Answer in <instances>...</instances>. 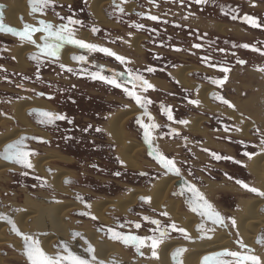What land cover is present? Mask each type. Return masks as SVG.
Listing matches in <instances>:
<instances>
[{
	"label": "rangeland",
	"instance_id": "rangeland-1",
	"mask_svg": "<svg viewBox=\"0 0 264 264\" xmlns=\"http://www.w3.org/2000/svg\"><path fill=\"white\" fill-rule=\"evenodd\" d=\"M0 1H3L8 6L7 4L8 1L5 0H0ZM77 3L81 4V1L77 0ZM255 3H257V5H255ZM54 5H55L54 7L48 8L44 15H40L38 13L37 15L34 14L33 12L32 13L30 12L31 9L28 1L29 8L26 11V16H24L23 13H19V15L15 17L16 22L19 24L18 25L17 23H15L16 26H12L9 24L6 18L7 17L6 10L5 11L3 10L4 12L0 11V18H2L3 23L5 25L21 30L23 29L25 23L38 26L37 22L39 21L40 18L52 23L54 26L60 25L59 23L61 22H67L66 18H68V14L70 11L68 6L69 4H65V3L58 4L54 2ZM244 6H245V11H248V14H251L252 18H255L257 24L260 26L252 27L251 24L248 22V33H246L247 35L242 37H240V35L236 36L237 41L246 42L248 43L247 45L250 46L248 48V64H247L248 69L244 70L237 67L236 70H233L231 72L230 76L227 79L229 78L232 79V77L235 78V76H237L235 75V73L239 71L237 74L242 72L243 73L245 72L246 74L249 73L250 75H248V77L255 79L256 81H258V83L254 85L255 87L252 89L243 87L242 89L243 92L241 93L242 90H239L240 89L239 82L236 84L234 82H230L231 80L228 82H223V84L219 87L220 88L219 94L222 95V97H224L228 101H230L231 104L235 106L234 108H230L225 104L223 105L213 104L209 99V95L215 90H213L214 88L211 87V85L206 81L189 78L191 84L190 86H182L180 83H178L174 78L173 74L179 71L180 68L184 69V67H180L178 68V70L174 71V73L172 74V79L169 78L166 79V76L164 74H160L159 75L160 77H157L156 79H153L150 82L152 85H154V90L153 89L151 91L148 90L147 92L141 91V94H145L147 96V99L151 101V103L147 105V107H150L153 112L150 113L151 115L148 113V110L146 115L145 109L143 111V109L137 107L132 102L131 99L129 100L128 98H125V96L123 97L122 94H119L116 91L112 92L110 87H109V92H107L105 91V89L101 88L102 86L101 83L92 80L90 81L89 78H80L79 75L70 76L68 74H64L62 76L60 72L58 73L56 71H53V69H48L44 71V74L46 76L45 84L47 83L45 89L52 88L56 84L59 85L58 88L60 90L63 89L62 86L67 87L65 96L67 97V99L69 97L75 99L76 104L73 103L72 105L71 103L68 104L67 102L64 104H60L59 106H62L63 108L68 110L67 112L69 115L73 114L79 116V118H77L78 123L81 122L80 124H88L91 122L99 126L102 132L101 135L96 136L92 132H90L89 134L101 138V140H103L105 143L104 145L108 147V151L110 154H107V156L105 154L104 155L100 154V157H98L99 154L97 152H91L88 149H86L84 146L82 148L83 149L82 153H75L73 151L69 153L70 152L69 151L68 152L69 155H68L60 152L61 150L59 152L56 150H51L52 152L48 151L44 153L43 150L46 151V148L40 146L37 143H32L30 147L31 149L34 150V155H32V157L34 158L48 156L49 154L53 155L56 153L62 156L65 155V157H69L73 161L70 165H63L51 160L49 161L50 168H47L48 170L50 169V172H55L56 168H63L64 170L71 172L73 175L75 174L74 176L72 175V177H70L71 186L70 187L67 186L68 189L70 188L69 189L70 192L68 193H71L72 197H70L69 194L67 195V194L56 193V191L52 189L51 185L44 176L40 177L43 180L42 185L44 186V188L43 189H40L39 187L35 188L37 182L32 181L29 177L28 178L26 177L27 179L22 178L21 175L24 172L22 171L23 169L19 167H15L16 171H7L0 178V201H1L0 207L2 208L4 207L3 209H7L8 211L9 209H14V214H18L20 212H24L25 208H27V205L30 206V203L33 202V200L34 201L36 200V202H38L39 204L40 203L43 205L45 204V206H49L55 203H62L66 201L75 200L77 203H79L82 206V208H84L85 212H88L87 211L88 208L85 207V204H90L98 200H104L105 198L107 199L122 198L121 196L128 193V191H130L131 188L140 189V190L152 188L153 184L158 180V178L164 177L165 175H163V173L160 172V168H158L159 166L153 161L154 159L151 158L149 151L147 150L148 149L147 143H143L141 139V136L144 135V129L141 126L137 128L133 126L132 122L135 121L136 117L139 116L141 118L140 120L145 125L150 123H155L158 125V127L152 131V146L158 148V150L161 151V153L167 156L168 158L174 157V160L177 163L178 168H180V172H183L184 178L185 177L187 179L189 178L190 182H192L193 185L198 189L207 188L206 189L207 192H209L211 184L216 183L215 186L217 188L213 187L215 193L212 197L208 196L204 192L202 193L204 197L208 200V202L213 205L214 209L218 211L225 218V224L233 233L234 242L232 243V249H230V251L245 252L246 249L240 248V242L242 240L238 234L239 231L237 225L238 219L241 217V213H240L241 201L244 200V201L255 202L258 200H264V197H260L254 193H251L246 189L242 188L240 184L236 183L237 180H240L248 184L250 187H255L263 191L258 183V179L256 178V176L252 174V172H250L248 168V164L251 163L256 157L260 155H264V146H261L260 144V141L264 139V74L260 72V70L255 68V66L258 65L264 58V54H261L264 53V0H248L246 5ZM61 17H64L65 19H60ZM82 17L86 20H89V18H85L86 15ZM31 18H33L35 22H33ZM237 19H239L238 21H240L239 15L237 16ZM211 22L209 21L204 25L208 26L211 24ZM223 24L226 26L225 23ZM243 25L244 24L236 22L235 26L230 24V27H232L231 29L235 32L236 27L238 30H241L240 26ZM219 26L221 28L223 27L222 25ZM206 29L208 30L210 28L207 27ZM215 31H218V29L217 30L215 29ZM1 33L5 34V32H1ZM218 33L221 34V31ZM39 34L42 35V33ZM77 34L78 36L81 37V34L79 35V32H76L75 35ZM128 35L129 34L118 35V37H120L121 40L123 39L122 42L120 41L121 42L120 44L110 46L111 47L110 49L118 54L119 53L128 54L127 50L131 48L130 45L128 44L129 41L131 42V39H129ZM86 36L88 37L89 35L86 34ZM110 36L113 37L112 35ZM12 38L17 42H20L21 44L24 42L26 43V41H21V39H19L17 36L12 35ZM140 38L143 39V36ZM1 42L2 44L5 43V45H8L9 47H14L15 45H17L12 39H4ZM100 42L104 43V40L101 38H97L96 43L105 47L104 45L106 44H101ZM252 48L258 49V51H253ZM15 51L25 52V48L22 46V48L14 50V52ZM131 52L134 53L135 58H139V60L135 59L136 60L135 66L137 67L144 65L145 58L143 57L145 55L144 54L145 52L142 49L140 51L134 49ZM157 52L162 53V51L160 50ZM241 52L244 56L245 55L247 56L246 50L243 49ZM25 54H27V52H25ZM14 56L17 59V56L15 54ZM169 57H171L170 54ZM172 57L176 59L177 58L181 59L180 55H177V53H173ZM3 59H5V57H3ZM97 60H101V59H97ZM11 62L12 63H9V65H11L13 70H15L14 68H16L17 65L14 61ZM0 63H5V61L1 60ZM195 63L196 66L188 65L189 67L186 66L185 68H191L192 71L195 70L203 71L205 73H208L209 75H215L214 74L215 72L213 70H209L207 68L200 66L199 63L196 61ZM180 64L185 65L182 62H178V66ZM18 67L20 71H26V69L28 70V67L20 68V65H18ZM15 71H16L15 73L17 74L18 70ZM28 72L29 73L26 74V76L23 75L22 77H28L27 79L31 78L33 81L22 80V79L20 80L19 79L20 77H18L20 75H14L13 77L14 81H11V83H9L12 84V87H10L9 84H6L2 80H0L1 90L2 89L7 90L10 88L12 91L11 92L13 99L12 108L14 107V105L18 104L19 102H24V101L33 102L34 100H39L38 97L36 98L33 95V94L37 95L38 91L45 93L44 91L45 89H39V86L40 88H42V85H39L40 83L35 81V75H33L35 71L29 70ZM54 73H56V75H58L59 77L54 75ZM65 75H68L69 78H64ZM51 77L58 78L62 81H53L50 79ZM248 77H247V82L249 80ZM158 82H160V84ZM49 83L51 85L50 87H47ZM260 84L262 85L261 88L259 87ZM245 85L246 84H244V86ZM205 86L212 89V91L208 95V102L210 104V108L212 107V109H209V107L203 105L200 99L198 98V93ZM252 90L258 91L256 92V94L259 93L260 95L258 99L254 97L255 99H253V102L250 100V98L253 95H255V92H252ZM89 92H93V95L95 96L90 97ZM98 92L100 94L102 93L104 94V92H106V99H108L107 102L101 101V99H104V97H101ZM241 96H243V98H241ZM246 97H248L249 100H247ZM240 99L244 101V103H242ZM191 100H198L199 104L198 105L192 104L189 102ZM256 102H259V105L260 103H262L261 108L259 110L261 112H258L259 107H257ZM48 103L52 104L54 108L59 109V106H57L56 102L50 101ZM241 103L243 105H241ZM246 103L247 105H245ZM134 107L140 109L143 114L141 113L140 115L135 116L130 120L129 126L127 128V131L129 133V136H127V140L133 142L138 141V143H141L143 146H145L146 153L142 152V154L141 153L138 154V159L140 160V165H141V168L139 170L128 169L125 167L123 163H121L122 160H120L119 158L118 146L111 141L110 137L107 135V132L105 130V127L107 126L108 122L120 111L132 109ZM12 108H11V114L13 111ZM102 108L105 110L103 111ZM112 108L115 111H112ZM56 109L54 110L56 111ZM166 109L171 110L173 120H169L168 117L165 115ZM229 111H231L232 113ZM104 112L105 113L109 112V113L106 116L107 118H103L104 119L103 120L100 119L101 118L100 113H104ZM110 112L112 113L111 115H109ZM32 116H30L29 119ZM149 116L152 118L151 120L149 119ZM142 117L144 120L142 119ZM197 119L201 120L200 128H201V132L203 131L204 133L193 132L189 129V125L191 124V121ZM214 119L217 122L212 121ZM181 120L188 121V123L187 124L178 123V121ZM213 122H215V124H212ZM35 126L38 129L44 130L42 128H39L37 125ZM7 128H8L7 130H3L1 128L0 132H2L3 134H5L6 131L12 132L18 129V126L16 124H12L9 125V127ZM225 128L229 129V131H225ZM237 129H239V131ZM246 131L248 136H245ZM45 132L50 133L51 131L50 132L45 131ZM29 135L40 137V135L38 136L37 134L34 133H29ZM76 135L79 145L81 140L84 138V136L80 135L79 131H77ZM1 136L2 135L0 134V137ZM41 138L44 139L43 137ZM48 138L50 139V135L48 136ZM245 152L251 153L252 157L249 158L248 156H245L244 155ZM211 153H216L218 155L220 154V156L222 157H230L231 161H228L227 159L216 160L211 155ZM70 154H72L73 156H71ZM92 157H95L97 159H93ZM232 161L234 162V164ZM235 161H239L240 163H236ZM27 169L30 170L29 168ZM10 173H13V176L12 175L10 176ZM30 173H36V172L30 170ZM116 173H119L120 176L116 175ZM121 174H123L122 177ZM38 175L39 174L37 173V176ZM28 176H30V174H28ZM65 182L66 181L64 180V184ZM26 187L28 189V192L26 191ZM29 193H37L34 195H37L36 198L40 199V201L35 199L34 195H30ZM73 194H76L75 198L73 197ZM172 195L174 199L179 198L181 200V197L177 194L176 190L173 192ZM205 195H207V197ZM78 197L82 198V200L78 199ZM53 198L54 200H52ZM184 203L186 204L187 202ZM189 208L190 207L188 206L187 207L183 206L182 212H187L192 215L195 214ZM263 209L264 208H262L263 215L259 213L261 216H264ZM77 212L78 210L74 211L73 213L71 212L65 218V222H68V224H70L69 221L71 219L74 220V223H72L71 225L73 229H79L80 227H82L83 225L82 222H89V226H90L89 228L91 229V231H94L96 234L101 229L103 231L104 230L108 231V229L111 228L123 234L137 235L141 237L155 235L159 237V232L154 231L157 226L149 223L144 219V217H148L149 220L159 221L160 231L167 232V235H165L160 240L158 246H160L162 243L171 242L173 240L174 241L187 240L186 238H184V235H182L179 231H173L171 229L170 225L171 223L174 222L171 218L162 215L161 211H155L151 209L149 204L144 201L143 202L141 201L135 207H133L132 210L127 213L128 215L115 216L114 218L115 220L112 222L110 226H105L104 224H101L91 219L92 214L91 216L80 215V214L78 215L76 214ZM232 219H234L236 222L235 227L231 225ZM206 222L200 220V223H198V226H196L195 229L196 235L198 234L199 236L197 239L201 243L210 242L209 241L210 239H208L207 237L209 236L213 237L212 236L213 234L214 236L217 234L216 233L217 227H215L214 231H210L209 229H211V227L208 226ZM136 224H140L141 227L137 229L135 227ZM120 225H123V227H120ZM176 225L178 226L179 224ZM201 225L203 226V228L201 230H198V228H200ZM95 227L97 228L98 231H96ZM227 227L219 226V229L220 231L227 234L228 233ZM35 231H40V230H35ZM74 231H78V230H74ZM263 231H264V227L260 229L258 233V235L260 233L262 234L261 236L262 238H264ZM10 232L12 233L11 228H10ZM4 234H6L8 238L12 236L9 233V230H6ZM106 234L107 236H111V233L109 231ZM98 235L101 239H106L124 248L127 252H129V254H131L130 256L132 257V260L138 259L142 261H146V260L148 261L150 259L154 261V259H156L152 255L147 257L146 251H148L151 248L150 246H142L140 247V250L138 252L136 247L132 246L131 244L125 245L120 240L118 241L109 240L103 234L99 233ZM14 236H16V238H19L17 235ZM85 237L86 235L83 237V239L80 238L76 239L75 242H73L70 238L67 239H69L68 242L72 244L71 245V247L73 248L72 250L77 255L83 256L82 253H85V256L88 258V253L86 252V249L83 248L86 245L84 241ZM180 238L184 240H180ZM148 243L150 244V241ZM60 245L61 244L59 242H56L53 244L52 247L54 248V250L56 251L58 250V252H62V246ZM255 246L257 248L264 249V244L260 243L259 245L256 244ZM8 248L9 249H6L4 247L3 249L4 251H2V253L0 252L1 253L0 256L5 259L6 264L9 263L28 264L25 263L26 259L24 258L26 257L20 255L19 251H17L14 248L12 250H10L11 249L10 247ZM247 249L249 248L247 247ZM150 250H152V248ZM252 254H254V252ZM224 259L231 260L232 257H225Z\"/></svg>",
	"mask_w": 264,
	"mask_h": 264
},
{
	"label": "flooded vegetation",
	"instance_id": "flooded-vegetation-1",
	"mask_svg": "<svg viewBox=\"0 0 264 264\" xmlns=\"http://www.w3.org/2000/svg\"><path fill=\"white\" fill-rule=\"evenodd\" d=\"M80 1L81 4L77 3V0H54V2L58 4L60 3L69 4L68 6L70 11L68 17L80 21L79 24L72 26L75 31V34L76 32H79V35L87 34L89 35L88 39H90L91 41H87L82 37H79L77 34L76 37L79 39H83L86 42L97 44L98 42L96 43V39L101 38L104 40V43L102 42L100 43L106 44L104 46L110 49L111 48L110 46L117 45L122 42L123 39L121 40V38L118 37V35L129 34L128 37L129 39H131V42L129 41L128 44L130 45L131 48L127 50L128 54L122 53L123 54L122 55L120 53L119 54L117 53L118 55L126 58V62L124 64H121L114 57L106 56L103 53H99V52L91 53L68 43L61 44V49L58 58L38 55L39 49L36 48L35 45L28 42L26 43L24 42L21 44L20 42L14 40L11 34H7V33L3 34L0 32V61L1 60L5 61V63H0V80H2L6 84H9L11 83V81H14L13 79L14 75H20L18 76L20 77L19 78L20 80L22 79V80L33 81L31 78L27 79L28 77H22L23 75L26 76V74L29 73L28 71L30 68V71L34 70L36 73L33 74L35 75V81L40 83L39 85H42V88H40L39 86V89H45L47 83L45 84L46 76L44 74V71L48 69H53V71H56L58 73L60 72L62 76L64 74H68L70 76L79 75L80 78H89L90 81L92 80L101 83L102 84L101 88L105 89V91L109 92V87H110L112 92L116 91L119 94H122L123 97L125 96V98H128L130 100L131 98L128 97L121 88H115L110 84H106L98 79L93 80L90 77L89 73L99 71L100 68H103L104 69L102 73L103 75L108 77L115 76L121 84L131 88V83L129 81V74H128L129 70L133 73L141 74L150 83L153 79L160 77L159 76L160 74H164L166 76V79L168 78L172 79V74L174 73V71L178 70V68L180 67L185 68L188 65L196 66L195 63L196 61L199 63L200 66L207 68L209 70H213L215 72L214 73L215 75H209L208 73H205L203 71L195 70L188 74V78H194L196 80L199 79L201 81H206L211 85V87L214 88L213 90L217 91V93L219 94L220 93L219 87L221 85L214 84L212 83V81L224 80L225 76H227L228 78L231 72L233 70H236L237 67L244 70L248 69L247 67L248 48H243L241 46L248 43L237 41L236 39L237 35H240V37H242V36H246L247 35L246 33H248V22L244 20V17L246 16L252 17L251 14H248V11H245L244 5H246L248 0H206V3L203 4H197L194 2V0H109L107 4L102 8V14L112 26L100 23V21L92 11V7H91L92 0H80ZM255 5H257V3H255ZM121 8L123 9V12L120 11ZM3 10L7 11L8 7L3 1H0V11ZM30 12L32 13V10H30ZM84 15H86L85 18H89V20L84 19L82 17ZM238 15L240 17V21H238L239 19H237ZM150 16H156L158 17V19L153 21L148 18ZM233 17L236 18L233 19ZM209 21L210 22L212 21V23L208 25L210 29L207 30L206 28L208 26H205L204 24H206ZM236 22L244 25L240 26L241 30H238L236 27L235 28L236 31L234 32L231 29L232 27H230V24L235 26ZM66 23L67 22H61L59 24H66ZM223 23H225L226 26ZM137 25H143V27L138 28ZM217 25H222L224 27V28L222 27L224 31L221 32V34L218 33L220 32L219 30L215 31V29L217 30L216 28ZM92 29H97V31L93 32ZM110 35H112L113 37H111ZM141 36H143V39L141 40L139 46L140 49H142L145 52L144 53L145 55L143 57L145 58L144 60L145 62L144 65L136 67L135 62L136 60H139V58H135L134 53L131 52L134 50L132 40ZM4 39H12L17 45H15L14 47H9L8 45H5V43L2 44L1 41H3ZM37 43H43V41L40 39L39 42ZM97 45L103 47L100 44ZM194 45H200V47L197 48L194 47ZM22 46L23 47L25 46L24 48L32 47L31 50L27 54H25V59L26 61H28V65H29L28 70L26 71H20L18 67V62L13 53L14 50L20 49L22 48ZM70 49L72 50L71 52ZM243 49L247 51V56L246 55L244 56L242 54L241 51ZM159 50L162 51V53H158L157 51ZM66 53H68L67 55H68L69 63H66L63 60V57ZM173 53H177V55H180L181 59L173 58L172 57ZM169 54L171 57H169ZM80 55L86 56L88 62L79 63L73 59L74 56H80ZM37 56L38 58L33 59V57H37ZM3 57H5V59H3ZM96 58L101 60H97ZM239 60L246 61V63L240 64L238 63ZM11 61H14L17 65L16 68H14L15 70H18L17 74L15 73L16 71L13 70L11 65H9V63H12ZM178 62H182L185 65L180 64L178 66ZM259 64L256 65L255 68L264 69V58ZM61 65H64L65 67L62 68ZM66 68H71L72 71L71 72L66 71L65 70ZM149 68L153 69V71L149 72L147 70ZM221 68H228L229 71L225 73L220 70ZM260 72L264 74V71H260ZM54 75H56V73H54ZM68 75H65L64 78H69ZM56 76L59 77L58 75ZM50 79L53 81H62L58 78H53V77H51ZM230 80L231 79L229 78L224 80V82H228ZM9 85L10 87H12V84ZM50 85L51 84L49 83L47 87H50ZM58 87L59 85L56 84L52 88L45 89L44 90L45 93L38 91L37 95L36 94L33 95L36 98L38 97V99L40 100H45L46 102L54 101L56 102L57 106L67 102L68 104L71 103L72 105L73 103L76 104L75 99H72V97H69L67 99V97L65 96L67 87L62 86L63 87L62 90H60ZM151 90L152 89H149V91ZM136 91L138 92V94L147 98L145 94H141L142 91L141 89L137 88ZM11 92L12 91L10 88L7 90L0 89L1 118L11 117V108H12V100H13ZM89 95L90 97L95 96L93 95V92H89ZM99 95L101 97H104V99H101L102 102L103 101L107 102L108 99H106V92H104V94L99 93ZM131 100L137 107H140L135 103L133 99ZM45 110L48 112L63 115L65 119L57 120L54 124H47L40 122L42 118L39 115H35V114H32L34 116L30 115L32 116L31 118L33 122L39 128L45 129L46 131L49 132L51 131L50 133H48L50 135V139L43 137L44 138L42 139L43 141L41 143H37L40 146L46 148V151L43 150L44 153L51 150H56L58 152L61 150L60 152L68 155L69 153H71V151L75 153H82L83 151L82 148L84 146L86 149H88L91 152H97L99 154L98 157H100V154L103 155L105 154L106 156L107 154H110L108 151V147L104 145L105 143L103 140H101V138L89 134L90 132H92L96 136L101 135L102 134L101 130L97 131V129H100L99 126L91 122L88 124H80L81 122L78 123L77 118H79V116L73 114L69 115L67 112L68 110H66L62 106H59V109H56V111L47 110V109ZM102 110L104 111L105 109L102 108ZM147 110L149 114L153 113L150 107H147ZM112 111L115 110L112 108ZM108 113L105 112L100 113L101 118L100 117L99 118L100 119L107 118L106 116L108 115ZM111 114L112 113L110 112L109 115ZM165 115L167 116V113H165ZM140 119L141 118L138 116L136 117L135 121L132 122L135 128L141 126L139 123H137V120ZM212 121H216V120L214 119ZM212 124H215V122H213ZM0 131H1V127H0ZM77 131H79L80 135L84 136V138L81 140L79 145L76 135ZM0 134L3 135L2 132H0ZM141 139L143 143H146L144 142L145 141L144 135L141 136ZM31 145L32 143L30 141V143H27L26 147L28 150L34 153V150L31 149L30 147ZM148 146L150 145L148 144ZM147 150L149 151V149ZM159 153H161V151H159ZM72 154L70 155L73 156ZM149 154L151 158L154 159L153 161L159 167H161L157 163L156 158L150 153V151ZM31 158L32 155L29 157V159ZM92 158L97 159L95 157ZM170 159L174 160V157H170ZM227 160L231 161L230 159ZM175 164L177 166L176 162ZM21 169H23L22 171H24L21 175L22 178L29 177L32 181L37 182L35 188L38 187L40 189L44 188V186L42 185L43 180L39 177V175L37 176V173H30V170H32V168H29L30 170H28L26 167H22ZM162 171L164 172V174L166 173L165 169H163ZM162 171L160 170V172ZM182 173L183 172H180V174L178 176L176 175V177L184 178ZM28 174H30V176H28ZM11 175L13 176V173H10V176ZM122 175L123 174H121V177ZM26 191L28 192L27 187H26ZM29 194L34 195L37 193H29ZM52 200H54V198ZM161 213H163V211ZM95 229L96 231H98L96 227ZM99 233L103 234L107 239L111 238V236H107L106 234L108 233V231L105 230L103 231L101 229L99 230ZM180 240H184V239L180 238ZM114 241H118V240H114Z\"/></svg>",
	"mask_w": 264,
	"mask_h": 264
},
{
	"label": "bare ground",
	"instance_id": "bare-ground-1",
	"mask_svg": "<svg viewBox=\"0 0 264 264\" xmlns=\"http://www.w3.org/2000/svg\"><path fill=\"white\" fill-rule=\"evenodd\" d=\"M7 1H8L7 2L8 10L6 12V16H7L6 18L10 25L16 26L15 23L17 22L15 20V17H17L19 13H23L24 16H26V11L29 8L28 7L29 0H7ZM108 1L109 0H92L91 7H92V11L94 12V15L98 18L100 23L110 26L111 24L105 19V17L102 14V8L107 4ZM31 20L35 22L33 18H31ZM216 28L221 32L224 31L223 28H221L219 25H217ZM40 36L41 34L39 33L34 35V39L36 40V42H39ZM81 37L87 41H90V39H88L86 34L81 35ZM141 40L142 39L140 37H137L132 40L133 47L137 51L141 50L139 46ZM31 48H25V52L28 53V51H30ZM25 52L24 51L13 52L17 56L16 60L18 61V65H20V68H27L29 66L28 61H26L25 59V55H24ZM67 54L68 53L64 55L63 60L64 62L69 63ZM191 71H192L191 68H184V69H180L173 75L176 81L180 83L182 86H190L191 84L188 78V74L191 73ZM158 83L160 84V82ZM259 87L261 88L262 85L260 84ZM211 91H212L211 88L205 86L198 93V98L200 99L201 103L209 107V109H212V107L210 108V104L208 102V95ZM12 109L13 111L10 118L0 117V127L2 129L7 130L8 129L7 127H9V125L16 124L18 126V129L12 132L6 131L5 134H3L0 137V151L6 145L19 140L22 135H27V134L29 135V133H34L37 134L38 136L40 135V137L48 138L49 136L48 132H45L46 131L45 129L44 130L38 129L35 126L36 124L33 125V123L31 122L32 119L31 118L29 119L30 116L28 115V113L34 109H40L44 111H46L45 109L54 110L55 108L53 107L52 104L46 102L45 100L39 99V100H34L33 102L31 101L19 102L18 104L14 105ZM141 113L142 111L140 109H137L136 107L128 110H122L117 115H115L105 127L107 135L110 137L111 141L118 146V153L120 160H122L126 168L131 170H139L141 168L140 160L138 159V154L140 153L142 154V152L146 153L145 146H143L141 143H138V141L133 142L127 140V136H129L127 128L129 126L130 120L133 117L140 115ZM200 127H201V120L198 119L191 121V124L189 125V129L193 132H201ZM201 133L204 132L202 131ZM245 136H248L247 131L245 132ZM27 143H30V141L27 140L26 144ZM31 143H35V142H31ZM148 149L150 150V146H148ZM49 155L44 157H37V158L32 157L30 159L33 165L32 171L38 173L39 177L42 176L46 177L47 181L51 185L52 189L56 191V193L67 194V195L69 194V196L72 197L71 193H68L70 192L69 191L70 188L69 189L67 188V186L70 187L71 184L70 183L67 184L66 182L64 184V180L71 181L70 177H72L73 174L69 171L64 170L63 168L55 167L56 168L55 172H50L47 168H50L49 161L51 160L63 165H70L73 161L69 157H65L56 153L50 156ZM15 167L16 166L13 165L11 166L0 160V178L7 171H16ZM263 167H264V155H260L256 157L251 163L248 164V168L250 172H252V174L256 176L261 189L264 191ZM158 168H160L161 171L163 170L161 167ZM162 173L165 176L158 178V180L153 184L152 188L150 189L140 190V189L131 188V190L128 191V193L126 194L124 193L125 195L121 196L122 198H114V199L105 198L104 200H98L90 203L91 208L87 209L88 212H91L92 216L97 217L95 221L104 224L105 226H110L112 222L115 220L114 219L115 216L128 215L127 213L130 212L133 207H135L141 201L142 202L144 201L141 199L142 197H150L151 201L148 204L151 209L155 211L167 212L168 217L171 218L176 224H179L178 225L179 228H184L187 231L188 235L191 237L186 241L173 240L171 242L162 243L160 246H158V248L156 247L155 257L152 254L153 249L150 250L151 249L150 248L148 251H146V254L147 257L152 255L154 258H156L154 259V261L150 259L148 261L147 260L142 261L138 259L132 260V257L130 256L131 254H129V252H127L124 248L106 239H101L98 235L99 231L97 232V234L94 231H91V229L89 228L90 227L89 222H82L83 223L82 227H80L79 229H73L71 225L72 223H74V220L71 219L69 221L70 224H68V222H65V218L68 216L69 213L71 212L73 213L76 210H78V212L76 213L78 215L79 214L81 215V213H84L85 211L84 208H82V206L79 203H77L75 200L66 201L62 203H55L49 206H45V204L43 205L41 203L39 204L38 202H36V200L35 201L33 200V202L30 203V206L27 205V208H25L24 212H20L18 214H14V209H9L8 211L7 209H3L4 207L3 208L0 207V216L5 217L4 220H0V252L2 253V251H4L3 250L4 247L6 248L10 247L11 248L10 250L14 248L20 252V255L26 257V255L24 254L25 249L23 248L24 242L21 239V237L18 236L19 238H16V236H14L16 235L15 232L12 231V233L14 234L10 232L11 225H9L6 222L8 218H11L15 222L16 226L19 228L21 232L38 238L40 241V246L49 255H56L58 253V250L56 251L52 247L54 243L59 242L61 244L60 246L67 243L70 246V248L73 249L71 247L72 244L68 242L69 239L67 238H70L73 242H75L76 239L78 238L73 239L74 233H79L82 237L86 235L84 241L91 243V245L95 248V255L97 256L98 260L104 261V264H174L173 253L177 249H181V248L187 249V251L186 252L184 251L182 256L179 258V260L182 261V264H202L203 258L205 256H211L212 254L221 252L225 249L228 250L232 249V243L234 242V237H233V233L230 231L228 227H227L228 233L226 234L220 231L219 226L212 225L210 221H207L205 218L201 217L197 213L193 212L196 214V216L199 219L195 216V214L192 215L187 212H182L183 206L184 207L188 206L191 208L190 201L192 199V193L188 191V186L189 185L194 186V185L192 182H190L189 178L187 179L185 177L186 179L182 178L181 180L180 179L181 177H176L174 176L175 174L173 173L164 174L163 171ZM215 184H211L209 192L206 191L207 188L198 189L195 186L194 187L198 189L200 193L204 192L208 196L212 197L215 193L213 187L217 188ZM175 190L177 194L181 197V200L179 198L174 199L172 197L173 196L172 194ZM207 195L205 196L207 197ZM36 197L37 195L36 196L34 195V198L40 201V199ZM73 197L74 198L76 197L75 194H73ZM184 202L187 203L185 204ZM262 208H264V200H258L255 202L244 201V200L241 201V205H240L241 217L238 219L237 225L239 231L238 234L241 240L243 241V243L249 249L252 250V253L254 252V254L260 256L261 261H264V249L257 248L255 246L256 244H258L256 241L257 238L259 236L260 237L262 236L261 233L259 235L258 233L260 229L264 227V216H261L263 215ZM259 213H261V215ZM200 220H202L203 222L207 221L206 223L208 226L211 227V229H215V227L218 228V229L216 228L217 234L215 236L214 234L212 235L213 237L209 240L210 242L201 243L197 239L199 236L198 234L196 235L195 229L196 226H198V223H200ZM6 230H9V233L12 235L9 238L6 234H4ZM35 230H40V231H35ZM74 230H78L81 232ZM108 239L113 240L111 238ZM21 243L23 246L21 245ZM85 246L87 247V244ZM85 246L83 248L86 249ZM82 254H83L82 257L87 258L85 256V253ZM24 259H26L25 263L29 264L27 257ZM0 264H6L5 259L2 258L1 256H0Z\"/></svg>",
	"mask_w": 264,
	"mask_h": 264
},
{
	"label": "snow or ice",
	"instance_id": "snow-or-ice-1",
	"mask_svg": "<svg viewBox=\"0 0 264 264\" xmlns=\"http://www.w3.org/2000/svg\"><path fill=\"white\" fill-rule=\"evenodd\" d=\"M197 4H203L206 3V0H194ZM29 6L34 14H40L44 15L46 10L50 7H54V0H29ZM121 12H123V9H120ZM149 19L155 21L158 19L156 16H150ZM236 17H233L235 19ZM22 19V18H21ZM60 19H65L61 17ZM244 20L246 22H249L252 27H259L260 25L257 24L256 19L252 17H244ZM38 26L30 25V24H24L23 29H16L11 26H7L3 23L2 18H0V32H5L7 34H11L13 36H17L21 41H26L28 43H31L35 45L36 48L39 49L38 55H44L49 56L52 58H58L61 44L62 43H68L75 47H78L80 49H84L91 53H103L106 56L114 57L117 61H119L121 64H124L126 62V58L123 56L118 55L117 53L111 51L110 49L106 47H101L97 44L86 42L83 39H79L75 35V31L73 29V25H77L80 23L78 20H74L71 17L67 18L66 24H60L58 26H54L52 23L46 21V20H39ZM138 28H142L143 25H137ZM93 32H96L97 29H92ZM36 33H42L40 36V39L43 41V43H37L35 39H33V36ZM244 48H249L250 46L245 44L241 45ZM194 47L199 48L200 45H194ZM253 51H258V49L252 48ZM223 51V50H221ZM264 54V53H261ZM37 57H33V59H36ZM73 59L79 63H87V57L80 55V56H74ZM238 63L244 64L246 61L239 60ZM62 68H64V65H61ZM66 71L71 72V68H66ZM149 72H152L153 69L149 68L147 69ZM221 71L227 73L229 71L228 68H221ZM260 71H264V69H258ZM104 69L100 68L99 71L89 73L90 77L93 80H101L106 84H110L111 86L115 88H121L124 93L133 99L135 103L140 106L141 108L145 109V114L147 115V105L151 103L150 100H148L146 97H143L142 95L138 94L136 91L137 88L141 89L143 92H147L149 89L154 90V85L149 83L148 80H146L141 74L139 73H133L129 70V81L131 83V88L121 84L118 79L115 76L108 77L103 75ZM227 79V76L224 77V80ZM224 80H214L212 83L217 85H222ZM216 99L220 100L223 104L227 105L230 108H234L235 106L231 104L230 101L225 99L222 96L215 97ZM192 104L198 105V100H191L189 101ZM167 117L169 120H173V116L170 109H166ZM38 115L42 118L40 120L41 123H47V124H54L57 120H63L65 117L60 114L48 112V111H40ZM149 119L152 118L149 116ZM137 123L141 125V127L144 129V137L145 142L148 143L150 146H152V131L158 127L155 123H150L145 125L141 120H137ZM178 123L181 124H187L188 121L181 120L178 121ZM239 131V129H237ZM97 131H100V129H97ZM225 131H229V129L225 128ZM26 138L22 137L19 140L15 141L14 143L8 144L2 155H0V158L14 162L17 164H20L22 167L26 168H32L33 165L29 159L31 155H34L30 150L27 149L24 141ZM33 139L40 140L41 138L34 137ZM261 146H264V139L260 141ZM154 157L157 160V163L165 169L166 173H173L175 175L180 174V169L176 166L175 161L173 159H170L166 157L165 155L157 152L153 148ZM211 155L216 159H231L230 157H222L216 153H211ZM245 156H248L249 158L252 157L251 153H244ZM236 163H240L239 161H235ZM123 163V162H121ZM116 175H119V173H116ZM231 179V177H230ZM66 183H71V181H66ZM237 184H240V186L247 191L254 193L260 197H264V191H261L255 187H250L248 184L237 180ZM188 191L192 193V199L190 201L191 208L190 210L192 212L197 213L201 217L205 218L207 221H210L212 225L216 226H224L227 227L225 224V218L214 209L213 205L208 202V200L204 197L202 193L199 192L198 189H196L194 186L189 185ZM78 199H81L78 197ZM142 200L146 203H150L151 198L150 197H142ZM85 207L90 209V204H85ZM164 216H168L167 212L161 213ZM81 215H90V212H84L81 213ZM5 217L0 216V220H4ZM91 219L95 220L97 219L96 216H91ZM146 221L149 223L156 225V229L154 231L159 232V237L157 236H137V235H130V234H123L115 229H108V231L111 233V238L114 240H120L125 245L131 244L132 246L136 247L137 251L139 252L140 247L142 246H150L153 249V256H156L155 249L158 246L160 240L167 235L166 231H160V225L159 221L157 220H149L148 217H144ZM231 219V218H229ZM9 225H11V229L13 232L16 233L17 236L21 237V239L24 242V254L27 257V260L29 261V264H104V261L98 260L97 256L95 255V248L91 245V243H88L86 247V252L88 253L89 258H85L82 256L77 255L70 246L65 243L62 245V252H58L56 255H49L47 252L43 250V248L40 246V241L38 238L33 237L32 235L25 234L19 230V228L16 226L15 222L8 218L6 221ZM235 220H231V225L235 227ZM120 227H123V225H120ZM135 227L139 229L141 227L140 224H136ZM171 229L173 231H179L186 239H190L191 237L188 235L187 231L184 228H178L176 223L173 222L170 225ZM203 226L201 225L198 230H201ZM210 231H214L215 229H209ZM80 238L83 239V237L79 233L73 234V239ZM208 239H211L212 237H207ZM150 241V244L148 243ZM257 243L264 244V238H261L257 241ZM240 248L246 249L245 252H239V251H230V250H223L218 253H214L211 256H205L203 258L202 264H264V261H261L260 257H258L255 254H251L252 250L247 249V246L241 241L240 242ZM186 251V249H177L173 253V261L174 264H182V261L179 260V258L182 256L183 252ZM225 257H232L231 260L224 259Z\"/></svg>",
	"mask_w": 264,
	"mask_h": 264
},
{
	"label": "water",
	"instance_id": "water-1",
	"mask_svg": "<svg viewBox=\"0 0 264 264\" xmlns=\"http://www.w3.org/2000/svg\"><path fill=\"white\" fill-rule=\"evenodd\" d=\"M218 96H221V95L218 94L217 91H213V92L209 95V99L211 100V102H212L213 104H222V105H223V103L220 102V100H218V99L215 98V97H218ZM40 111H44V110L34 109V110L30 111V112L28 113V115L30 116L32 113L35 114V115H38V113H39ZM143 111H144V110H143ZM31 122H32L33 124H35V123L33 122V120H31ZM22 137L26 138L25 141H24L25 145H27V144H26V141H27V140H29V141H31V142H35V143H41V142L43 141L42 138H41L40 140L33 139L34 137H36V138H40V137H37V136L22 135L20 138H22ZM13 143H14V142H13ZM147 144H148V143H147ZM6 146H7V145H6ZM6 146H5V147H6ZM5 147L0 151V155L3 154ZM153 148H154L157 152H159L158 148H156L155 146H150V150H149V151H150L151 154L153 153ZM152 155H153V154H152ZM153 156H154V155H153ZM0 160L3 161V162H5V163H7V164H9V165H11V166L13 165V166H16V167L22 168V166H21L20 164H17V163H14V162H10V161L4 160V159H2V158H0ZM180 179L182 180V178H180ZM259 239H261L260 236L257 238L256 241H258ZM258 244H259V243H258Z\"/></svg>",
	"mask_w": 264,
	"mask_h": 264
},
{
	"label": "crops",
	"instance_id": "crops-1",
	"mask_svg": "<svg viewBox=\"0 0 264 264\" xmlns=\"http://www.w3.org/2000/svg\"><path fill=\"white\" fill-rule=\"evenodd\" d=\"M239 72V71H238ZM237 72V73H238ZM237 73H235V75H237V76H235V78L234 77H232V79H231V81L230 82H234L235 84L236 83H238L239 82V84H240V86H239V90H242L243 89V87H246V88H248V89H252V88H254L255 86L254 85H256L257 83H258V81H256L255 79H253V78H249L248 77V75H250L249 73L248 74H246L245 72L243 73H239V74H237ZM247 77L249 78V80H248V82H247ZM251 80V81H250ZM247 83H248V85H247ZM244 84H246L245 86H244ZM243 92V90L241 91V93ZM245 92V91H244ZM252 92H255V95H253L251 98H250V100L253 102V99H258L259 97H260V95H259V93L258 94H256V92H258V91H255V90H252ZM253 97H255V98H253ZM241 98H243V96H241ZM246 99L247 100H249L248 99V97H246ZM241 100V99H240ZM241 102L242 103H244V101H242L241 100ZM237 103V102H236ZM241 103V105H243ZM257 103V107H259L258 108V112H261V111H259L260 110V108H261V105H262V103H260V105H259V102H256ZM245 105H247V103L245 104Z\"/></svg>",
	"mask_w": 264,
	"mask_h": 264
}]
</instances>
